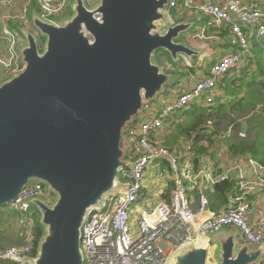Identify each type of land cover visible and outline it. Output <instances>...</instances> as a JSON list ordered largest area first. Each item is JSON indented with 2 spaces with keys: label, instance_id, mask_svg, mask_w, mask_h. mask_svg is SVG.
<instances>
[{
  "label": "water",
  "instance_id": "95a60500",
  "mask_svg": "<svg viewBox=\"0 0 264 264\" xmlns=\"http://www.w3.org/2000/svg\"><path fill=\"white\" fill-rule=\"evenodd\" d=\"M99 1L100 16L80 9L67 27L41 24L34 15L47 51L39 54L36 35L25 31V67L0 85V206L37 179L56 195L50 205L31 201L45 227L35 264H82L85 215L116 190L126 164L123 130L174 79L150 64L151 53L164 48L174 61L178 54L197 56L175 42L190 24L161 31L169 0ZM81 24L93 41L79 33ZM246 128L244 122L243 133ZM212 236L171 264H209L214 258L218 264H258L263 256V247L253 250L224 236L214 242Z\"/></svg>",
  "mask_w": 264,
  "mask_h": 264
},
{
  "label": "built area",
  "instance_id": "2783aa9c",
  "mask_svg": "<svg viewBox=\"0 0 264 264\" xmlns=\"http://www.w3.org/2000/svg\"><path fill=\"white\" fill-rule=\"evenodd\" d=\"M85 1L92 5L99 0ZM71 2L0 0V65L8 76L25 67L24 32L38 36L33 16L54 23L69 11ZM166 9L178 16L184 10L196 16L200 28L190 35L192 41L213 40L229 50L169 103L146 105L143 113L148 117L136 118L126 127L122 142L126 164L118 174L125 181L118 179L116 190L86 213L80 239L82 264H171L175 256L204 246L210 236L225 229L253 250L263 247L264 262V164L249 155L233 154L229 145L233 126L223 128L210 120L176 144H167L178 134L177 112L198 99L214 103L225 76L241 68L257 69L254 51L256 45L264 48V3L169 0ZM227 182L225 204L217 212L211 210L210 194ZM152 191L160 198L155 205L148 198ZM44 192L42 183L30 181L10 203L19 214L22 245L0 250V261L35 264L36 218L31 201ZM140 203L143 207L136 210Z\"/></svg>",
  "mask_w": 264,
  "mask_h": 264
},
{
  "label": "rangeland",
  "instance_id": "374dc122",
  "mask_svg": "<svg viewBox=\"0 0 264 264\" xmlns=\"http://www.w3.org/2000/svg\"><path fill=\"white\" fill-rule=\"evenodd\" d=\"M100 1H98L97 3H94L92 5H89L85 0H72L71 4H70V9L69 11L64 15V17L62 19H59L56 22H50V21H40L41 24H45V25H49V23H53L56 25H59L58 27H67L68 25H70L73 20L78 16V12L80 9L84 10L87 13H90L91 15H93L94 17L96 16H100V11H99V6ZM165 12L164 14L161 16V24H164L165 28H163L164 26H161V31L163 32L164 29H169L173 26L176 25H181L182 23H185L186 21H188V23L191 25L190 28L186 29L185 31H182L178 38L175 39V42L177 43H181L183 45H185L186 47H188L189 49L193 50L197 56L195 57H187L185 55L182 54H178V58L177 61H175L177 64H186V59H189L191 61V63L193 64V66H195L196 68H199L201 71L203 70H207L218 58L219 53L222 52V47L220 46H216L214 44H212L213 46L209 47L205 44H201V43H197L194 42L190 39V35L194 34L195 32H199V24L196 21V16L193 13H190L187 10H184L182 12V14L180 16H178L177 14H175L174 12L171 13H167V9H166V5L164 6ZM171 20L174 21V23H171ZM160 27V26H159ZM79 33H81L84 37L88 38V40L93 41V37L90 35H88L85 32V28L84 25L81 24L79 26ZM35 35V34H34ZM47 37L43 34H38V36L36 35V46L37 49H39V54H44L47 51ZM43 48L44 51H40V48ZM165 54H169L170 53L164 49V48H159L155 51H153L150 55V64L151 65H156V66H160L162 68V70L164 69V61H161V56L165 55ZM171 56V55H170ZM172 58V56H171ZM173 59V58H172ZM164 71V70H163ZM185 73H183L182 77H178L174 75V79L172 80L171 83L168 84V93L167 94H161L157 95V97H155L151 103L155 106H162L165 105L167 103L170 102L171 98L173 95H175L177 92H179L181 90V84H183L185 81H189L191 80V75H189V71L184 70ZM166 73H168L167 70H165ZM169 74V73H168ZM172 75V74H171ZM181 76V75H179ZM240 73L235 71L232 72L229 77L228 80H232L233 78H239ZM9 78H11V75H7L4 71V69L1 67L0 65V85L2 83H4L6 80H8ZM190 78V80L188 79ZM195 79V78H193ZM170 80V81H171ZM177 80L180 81L179 85H174V83L176 84ZM228 87H230V83L231 81H227L226 82ZM166 89V87L164 88V90ZM205 108H207L203 102L202 99H198L195 102V106L193 107H186L185 109L179 111L176 113V118L180 121V123L182 124H187V125H191L192 123H194V118L195 116H199L200 114H204L205 113ZM141 118L142 121H144L148 115L144 114L143 112H141L136 118ZM233 120L234 122H230V119L228 118H223V120H220V123L222 125L223 128H228L230 126H233V132L231 135V143H239V142H245L247 144H254L255 146H260L262 148H264V116H259L257 114V112H252V111H247L244 113H233L232 114ZM176 119V120H177ZM248 119H251L250 121V127L246 129V131H248L249 133L246 134V136L241 137L239 134L240 132H242L240 125H242V123L245 121H247ZM201 124L205 122V119H202ZM127 127V126H126ZM126 127L123 130V134L125 133ZM162 168H164V165H161ZM155 175H157V173L155 172ZM154 176V173L152 174V177ZM118 179L121 182H124V178L123 176L120 174L118 176ZM36 181V180H35ZM37 181H39L40 183L44 184L45 187V192L44 194L39 198V199H44L46 200L47 204H52L53 203V198L50 197V195L48 193H51L53 191L51 185L43 180V179H37ZM171 185V184H170ZM158 191V190H156ZM264 197V193L262 194ZM148 198L149 199H153L152 204L155 205L157 203V201L160 199L159 197H154V192H149L148 193ZM163 198V196L161 197ZM210 202L212 203H216V199L214 197H209ZM263 204H264V199H263ZM211 205V203H210ZM33 206V210L35 212V215L37 217V213L38 215H41L40 211L38 210V208L32 204ZM140 206L142 207L143 204L140 203ZM144 206H145V202H144ZM2 211H4L3 217V221L7 223L8 227L11 229V224L17 222V218H18V222H19V216L16 217L14 216L11 211H10V204H7L6 206L2 207ZM3 222V223H4ZM20 224V223H19ZM21 225V224H20ZM22 227V226H21ZM22 236V233H21ZM220 236H224L225 238L229 239L231 238L233 241H237V237L234 231H230L228 229H225L223 231H221L219 234H215L211 237L212 241L216 242L218 240V238H220ZM6 246L10 245L9 239L6 238L4 241ZM239 244V243H238ZM22 245V244H21ZM21 245H13L10 247H19ZM240 245V244H239ZM249 246V245H248ZM8 247V248H10ZM250 247V246H249ZM8 248H4V249H8ZM2 250V249H0ZM219 260L217 258H214L213 261H211L209 264H218ZM258 264H264L262 257H260V259L258 260Z\"/></svg>",
  "mask_w": 264,
  "mask_h": 264
},
{
  "label": "trees",
  "instance_id": "16d2710c",
  "mask_svg": "<svg viewBox=\"0 0 264 264\" xmlns=\"http://www.w3.org/2000/svg\"><path fill=\"white\" fill-rule=\"evenodd\" d=\"M256 61H257V71L260 76H264V48H260L256 45L254 51ZM161 61H164L163 68L168 71L169 74L173 76H178L179 78L182 77L183 71L188 69L189 72L194 73V67H188L185 63L177 64L169 54H165L161 56ZM167 62V63H166ZM171 65L172 69H168V66ZM239 78H233L232 80H228L229 75L225 76L221 82L219 83V95L215 99L214 103L212 104H205L207 108H205V113L200 114L199 116H195L194 123L191 125L182 124L179 120H176L177 123V135L168 140V145L176 144L179 138L187 137V133L190 130L197 128L198 126L206 123L207 121L213 120L216 122L217 125L222 126L220 120L223 118L230 119V122H234L232 114L235 113H244L247 111L257 112L259 116H264V80L258 81L256 77V73L253 71L251 67L241 68ZM235 70V71H238ZM234 71V72H235ZM181 75V76H179ZM227 81H231L230 87L227 85ZM174 85H179V82L174 83ZM168 87H166V93H168ZM183 86H181V90L177 93H181ZM195 106V103L192 104L191 107ZM260 107V109H259ZM175 119L176 115H175ZM205 119V122L201 124V120ZM251 119H248L247 125L250 123ZM231 127V126H230ZM242 130V125H240ZM229 128V127H228ZM227 128V129H228ZM242 132H240L241 134ZM249 133L245 131L244 135ZM239 134V135H240ZM230 148L233 151L235 156H243L246 157L249 155L251 158L257 160L261 164H264V148L255 146L254 144H247L245 142L239 143H230ZM230 187V183H223V185H219L216 187L215 194L220 201V204L214 207L215 211H219V208L225 204L226 195H224L225 190ZM50 197H52L53 203L56 200V195L54 193H48ZM44 200V199H42ZM46 202V200H45ZM52 203V204H53ZM10 211L14 213L13 215L18 217V213L14 211L10 207ZM4 211H2V206H0V249L8 248L13 245H21L22 244V227L18 222L16 224H11V229L8 227L7 223L3 221ZM35 256L37 254L38 246L45 235V227L41 223V215L37 217L35 215ZM4 222V223H3ZM8 238L10 245L6 246L4 241ZM0 264H17L11 261H0Z\"/></svg>",
  "mask_w": 264,
  "mask_h": 264
},
{
  "label": "crops",
  "instance_id": "0c3cea01",
  "mask_svg": "<svg viewBox=\"0 0 264 264\" xmlns=\"http://www.w3.org/2000/svg\"><path fill=\"white\" fill-rule=\"evenodd\" d=\"M261 2H263L264 3V0H260ZM186 24H189L188 23V21H186L185 22ZM203 26V25H202ZM195 42H197V43H201V44H205V45H207V46H209V47H211V46H213L212 44H214V45H216V46H220V47H222L223 49H222V52H220L219 53V56H218V58H220V56H222V54L224 53V51L225 50H229V49H227L228 48V46L227 45H224V44H218L217 42H215V41H213V40H208V41H206V42H199V41H195ZM193 57H195V56H193ZM217 58V59H218ZM216 59V60H217ZM216 62V61H215ZM167 63V62H166ZM186 65L188 66V67H194V73H192V72H189V75H191V77H193V78H195V79H193V78H191V80H190V78H188L189 80H190V82L187 80V81H185L183 84H181V86H183V90L184 89H186L188 86H190L196 79H198V78H201V77H203L204 75H206V73H207V71H208V69L210 68H208L207 70H203V71H201L199 68H196L195 66H193V64L191 63V61L189 60V59H186ZM168 69H171V70H173L172 69V67H171V65H169L168 66ZM165 70V69H164ZM186 71H188V69H186ZM253 71L255 72V71H257V70H255V69H253ZM237 72H239L240 73V70H238ZM182 73H185V71H183ZM256 73V77H257V79H258V81H262V80H264V76H260L259 75V73L258 72H255ZM239 77H242V76H239ZM177 82H179V84H180V81L179 80H177ZM166 91V90H165ZM166 93V92H165ZM259 109H260V107H259ZM178 120V119H177ZM245 122V121H244ZM243 122V123H244ZM242 123V124H243ZM246 123V125H247V122H245ZM250 127V124H248L247 125V128H249ZM246 128V129H247ZM230 143H231V140H230ZM230 143H229V145H230ZM210 198L211 197H214L215 199H216V203H212L211 202V205H210V209L211 210H214V207H216L217 205H219L220 204V201H219V199L217 198V196H216V194L215 193H212V194H210V196H209ZM143 207V206H142ZM141 206H140V204L139 205H137L136 206V210H139L140 208H142ZM220 209V208H219ZM215 211V210H214ZM217 212V211H216ZM135 216H137V215H135Z\"/></svg>",
  "mask_w": 264,
  "mask_h": 264
},
{
  "label": "flooded vegetation",
  "instance_id": "af4514ba",
  "mask_svg": "<svg viewBox=\"0 0 264 264\" xmlns=\"http://www.w3.org/2000/svg\"><path fill=\"white\" fill-rule=\"evenodd\" d=\"M241 244V243H240Z\"/></svg>",
  "mask_w": 264,
  "mask_h": 264
}]
</instances>
